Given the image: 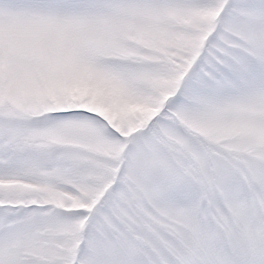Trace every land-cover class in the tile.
Wrapping results in <instances>:
<instances>
[{"label":"snow or ice","instance_id":"snow-or-ice-1","mask_svg":"<svg viewBox=\"0 0 264 264\" xmlns=\"http://www.w3.org/2000/svg\"><path fill=\"white\" fill-rule=\"evenodd\" d=\"M0 264H264V0H0Z\"/></svg>","mask_w":264,"mask_h":264}]
</instances>
